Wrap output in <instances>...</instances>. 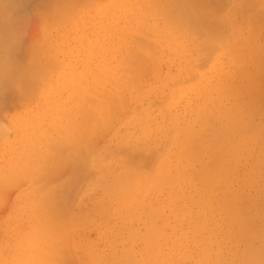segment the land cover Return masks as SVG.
Masks as SVG:
<instances>
[{"label":"rangeland","instance_id":"obj_1","mask_svg":"<svg viewBox=\"0 0 264 264\" xmlns=\"http://www.w3.org/2000/svg\"><path fill=\"white\" fill-rule=\"evenodd\" d=\"M15 1L11 5L16 3L18 10L13 11L14 5L10 12L15 14L9 15L14 23L21 20L20 33L16 24V34L8 32L7 42L0 43L1 51L11 43L16 46L5 54L13 65L10 74L31 71L37 93L58 86L65 92L61 102L66 108L74 101L68 102V88L85 97L73 130L40 122L22 131L21 122L31 120L27 111L37 116L45 109L51 117L44 120L56 118L61 126L69 125V113L54 116V104L39 98L13 104L15 86H1L0 264H179L186 257L189 264H209L202 260L205 246H216L222 235L209 229L194 235L197 230L190 226L196 221L195 209H173L166 192L149 187L154 159L162 164L170 160L168 168L176 180L196 178V172L203 171L206 179L201 181L218 201L235 194L232 215L238 224L232 225L236 231L228 238L232 242L239 235L235 252L243 264H264V0H237L236 5L232 0H201L203 6L215 2L221 7L211 10L215 17L209 12L206 18H198L201 9L193 13L184 1L186 16L174 31L181 37L172 42L164 26L168 21L138 9L141 1L149 6L146 0ZM218 16L222 28L219 22L211 23ZM231 50L238 58L244 54L241 72ZM120 55L124 62L114 76L101 79L99 73L110 72L106 63L113 65ZM84 73L91 88L79 85ZM107 108L110 116L105 118ZM87 121L96 129H88ZM143 132H150V138ZM5 140L10 142L4 149ZM224 143L238 150L235 157L224 156ZM164 150L167 157L161 159ZM23 153L43 158L26 171L31 157L17 162ZM178 159L187 166V176L173 165ZM71 165L79 167L84 178ZM166 169L162 166L157 176L163 177ZM193 178L190 183L198 184ZM163 182L156 181V187ZM43 193L50 195L49 214L39 203ZM221 217L226 218L224 213ZM214 218L207 213V221ZM41 227H47L48 234L40 236ZM228 238L224 249L212 251L211 264H228L226 257L235 256L234 250L229 255L225 251Z\"/></svg>","mask_w":264,"mask_h":264},{"label":"bare ground","instance_id":"obj_2","mask_svg":"<svg viewBox=\"0 0 264 264\" xmlns=\"http://www.w3.org/2000/svg\"><path fill=\"white\" fill-rule=\"evenodd\" d=\"M184 1H185V6H188L190 9H191V11L194 13L197 9H201V10H199V11H197V17L198 18H206V15H208L209 14V12H210V15H212V17H215V15H213L212 14V12H211V10L213 11V10H215V11H219V8H221V7H219V5H217V3H210V6H208L207 5V3L205 4V6H203L202 4H201V0H146V3L147 4H149V6H147L145 3H144V1H141V3H140V5L138 6L137 5V7H138V9H140V10H142V11H145L146 12V14L147 15H154V18L155 17H161V18H163L165 21H168L167 22V24H165L164 26H165V29L168 31V36L170 37V41L172 42L173 40H174V38L176 37H181V36H175V33H174V31H177V28L178 29H180V26L178 25V22L180 21V20H182V19H184L185 18V16H186V13L184 12ZM14 2H16L15 0H13V1H11V2H8V3H5V0H0V11H3V14H2V17H3V19H2V21H0V31H1V34H0V43H2V42H7V40H6V36H5V34H7L8 32L10 33V32H12L13 31V33H15L16 34V32H14V30H15V25L18 23V24H20V22H21V20L18 22H16V23H14L16 20L11 16V15H9L10 13L11 14H15L14 12H16V10H18V7L16 6V3L14 4L15 6H16V9H15V6L14 5H11L12 3H14ZM232 3L234 4V5H236L237 4V0H232ZM24 5V4H23ZM19 6V5H18ZM21 7H22V5H20ZM23 8V7H22ZM125 8H126V6H125ZM12 9H15V10H13L12 12H10V10H12ZM24 9V8H23ZM9 11V13H7ZM20 11V10H19ZM23 11V10H22ZM191 11H187V13H188V15L190 14V12ZM18 12V11H17ZM160 13V14H159ZM16 14H19V13H16ZM9 17H8V16ZM20 15V14H19ZM53 16L55 15V14H52ZM18 16V15H17ZM23 16V15H22ZM21 16V18H16L17 20H19V19H22L23 17ZM52 16V17H53ZM135 16V15H134ZM136 17V16H135ZM15 20V21H14ZM134 20V19H133ZM137 20V19H136ZM143 20V19H142ZM221 20H222V18L220 17V16H218V17H216V18H214L212 21H211V23H212V25L213 26H216V24L219 22V25H217V26H219L220 28H222V25H223V23H220L221 22ZM174 21H176V24L174 23ZM138 23V22H137ZM18 24L16 25V29H17V27H18V29H19V26H21V25H19L18 26ZM122 26H123V24H122ZM135 26V25H134ZM111 27V26H110ZM139 27H143V26H139ZM15 30V31H17V32H19L20 33V30ZM115 29V28H114ZM138 30V29H137ZM136 30V31H137ZM135 32V31H134ZM140 32V31H139ZM142 32V31H141ZM141 32H140V34H141ZM136 33V32H135ZM131 34V33H130ZM147 34V33H146ZM167 34V33H166ZM127 35V34H126ZM139 35V34H138ZM172 35H174V36H172ZM122 36H123V33H122ZM121 36V37H122ZM127 38H128V36H127ZM110 41V40H109ZM128 41V40H127ZM121 43H122V41H121ZM127 43V42H126ZM13 45H14V48H16V46H15V44H13V43H11L10 45H6V49H4L3 51H1L0 50V90H1V86L3 85V84H5V83H10V84H13L14 86H15V91L13 92V96H14V99H12V103L14 104H18V102L19 101H21L19 104L20 105H24V104H28V102H30V101H32V100H34V99H42L43 101H45V100H48V101H50L52 104H54V108L53 109H51L52 111H55L54 112V116H55V113H57V114H66V113H69L68 114V116H67V119H66V123H68L67 121L69 120V125L67 124V125H64V126H61V124H60V122L56 119V118H48L47 120H44L45 118H47V117H51V116H49V115H46V114H44L43 113V111H46L45 109H40V113L41 114H37V116H34V113L32 114V112L31 111H27V113L30 115V117H31V120H29V121H22L21 122V124L23 125V126H20L21 127V130L22 131H24V130H28V129H30V130H32L33 128H35V126H39V124H40V122H42L43 124L42 125H45V126H50V127H52V128H55V129H58V128H62V127H65V128H67V129H70V130H73V127H74V125H75V123H76V119L78 118L77 116H78V114H79V111H80V107H79V104H80V101H82L81 99L83 98V97H85V96H82L80 93H78V95L76 96L75 94H74V90H72V89H69L68 88V96H66V97H68V102L69 101H73V103H72V105H69V107L68 108H66L65 106L66 105H64L61 101H63V98H64V93L65 92H62V90L57 86V87H54L53 88V90L50 92V93H53V94H50V93H48V92H46V91H39L38 93L36 92V90L34 89V86L31 84V81L33 80V79H35V77H34V75L31 73V71L29 72H24L23 70V72H19V76H15V75H13V74H10V70H12L11 68L13 67V65H12V67L10 68V60H8V57H10V56H8V55H5V54H7V50L9 49V48H12L13 49ZM127 45V44H126ZM130 45V44H129ZM262 46V48L264 49V46L263 45H261ZM261 46L259 45V47H260V49H261ZM102 47V46H101ZM100 47V48H101ZM121 47H123V46H121ZM232 47H233V50H234V48H235V45L234 44H232ZM131 48V47H130ZM132 48H133V46H132ZM136 48V47H135ZM237 48V47H236ZM238 49V48H237ZM9 50H11V49H9ZM14 50V49H13ZM17 50V49H16ZM98 50V49H97ZM108 50V49H107ZM107 50H105V51H107ZM233 50H231V52H229L230 53V57L231 58H233V61H234V64L236 65V68L238 69V71H242L244 68H245V65H243L244 64V61H245V57H244V54L242 53L240 56H239V58H238V56H237V54H235V56H233ZM6 52V53H5ZM100 52V51H99ZM23 54V53H22ZM124 54H125V52H124ZM96 55H97V53H96ZM100 55V54H99ZM123 55V54H122ZM7 56V57H6ZM85 56V55H84ZM120 57V58H119ZM118 57V60L114 63V62H112V63H114L113 65H111L110 63H106V65L108 66V68H109V70H110V72L108 73V74H100L99 73V77L101 78V79H103L105 76L107 77V78H111V77H113L114 76V74H115V72H116V70L121 66V64L124 62V56L123 57H121V55ZM98 59H99V57H97ZM101 58V57H100ZM9 59H11V58H9ZM218 59L219 58H217L215 61L216 62H218ZM12 60V59H11ZM220 60V59H219ZM10 61V62H9ZM261 61H264V54H263V56H262V60ZM9 62V63H8ZM102 62H104V61H102ZM222 63V62H221ZM97 64V63H96ZM232 66H233V64H231ZM100 66V65H99ZM110 66V67H109ZM8 68H9V70H8ZM107 68V69H108ZM100 70V69H99ZM98 72V71H97ZM97 72H95L96 74H97ZM101 72H103L102 70H101ZM85 75L84 76H80L81 78H80V82H79V85L80 86H84V87H89L88 85L90 84L89 83V81H88V79H87V76H88V74L87 73H84ZM245 77H247V76H245ZM82 78H84V81L82 80ZM120 78H121V76H119V77H116V82H117V84H119L120 82L118 81V80H120ZM79 79V78H78ZM100 79V80H101ZM238 79V78H237ZM72 80L73 81H75L76 80V78L75 77H73L72 78ZM105 80V79H104ZM114 80V81H115ZM106 81V80H105ZM44 81L42 80V81H40V82H38V86H43L44 85ZM98 84V83H97ZM95 85V84H94ZM101 85V84H100ZM110 85V84H109ZM92 87V86H91ZM91 87H89V88H91ZM94 87V86H93ZM100 88H101V86H99ZM3 89V88H2ZM85 90V89H84ZM83 90V91H84ZM85 92V91H84ZM100 92V91H99ZM3 93V92H2ZM83 93V92H82ZM102 93V92H101ZM105 93V92H104ZM84 94V93H83ZM86 95H87V93H85ZM89 94V93H88ZM91 94V93H90ZM179 94V91L177 92V94H176V97H177V95ZM92 95V94H91ZM106 95H108V94H106ZM86 97H88V96H86ZM177 99V98H176ZM175 99V100H176ZM3 100V99H2ZM7 100V99H6ZM92 100V99H91ZM99 100V99H98ZM174 100V101H175ZM102 101V100H101ZM2 101H0V103H1ZM83 102H84V100H83ZM83 102H81V103H83ZM104 102H105V100H104ZM5 103V102H4ZM70 103V102H69ZM88 105V104H87ZM94 106H95V104H94ZM98 106V105H97ZM104 106V105H103ZM0 107H2L1 105H0ZM110 107V106H109ZM106 110H108L107 112H105V118H108L109 116H110V109H106ZM114 110V109H113ZM99 111V110H98ZM90 112V111H89ZM116 112V111H115ZM113 113H114V111H113ZM117 113L119 114V111H117ZM32 114V115H31ZM94 114V113H93ZM115 115H117L116 113H115ZM38 116H42L43 117V119H40V118H38ZM53 116V117H54ZM97 116V114L96 115H94V117H96ZM73 117H74V121L72 120L73 119ZM83 117H85V116H83ZM89 117V116H88ZM93 117V118H94ZM113 117H114V115H113ZM113 117H112V119L111 120H113ZM116 117V116H115ZM114 117V118H115ZM104 118V117H103ZM80 119V118H79ZM88 119H90V118H88ZM88 119H85V120H88ZM116 120V119H115ZM79 121H81V120H79ZM90 121V120H89ZM93 120H91V122H92ZM91 122H88L87 121V123H88V126L90 125L89 123H91ZM63 123V122H62ZM139 123H141V122H139ZM162 123L164 124V122L162 121ZM100 125H101V123H99ZM98 124V125H99ZM110 124H112V123H110ZM5 125V124H4ZM41 125V126H42ZM77 125V124H76ZM85 125V124H84ZM99 125V126H100ZM0 126H2V125H0ZM81 126H83L82 124H81ZM98 126V127H99ZM78 128H79V124H78V126H77ZM107 127H110V126H107ZM6 128V127H5ZM86 128V127H85ZM88 129L90 128V130H94V129H96V126H93V125H91V126H89V127H87ZM92 128V129H91ZM102 128H105V127H102ZM87 129V131H89ZM99 129V128H98ZM159 129L164 133V134H166L167 136H168V130H165V128L163 127V126H160L159 127ZM4 131V126H2V127H0V135L3 133V131ZM84 130V129H83ZM82 130V131H83ZM174 131H176L177 132V130L178 129H173ZM76 131V130H75ZM74 131V132H75ZM81 131V130H80ZM86 130H84V132H85ZM86 131V133H88ZM102 131V130H101ZM106 131V130H105ZM109 131V130H108ZM107 131V132H108ZM63 132V131H62ZM97 132V131H96ZM90 133V132H89ZM104 133H106V132H104ZM6 134V133H5ZM4 134V135H5ZM143 134H144V137L145 138H150V136H151V133L150 132H143ZM170 134V133H169ZM102 135H103V133H102ZM84 137H85V135H83ZM29 137H39V136H37V135H35V136H33V135H30ZM83 137V138H84ZM1 136H0V140H1ZM19 138V137H18ZM41 138V137H40ZM17 139V138H16ZM29 139H31V138H29ZM124 139H125V137H124ZM99 140V139H98ZM171 140V137L169 136V141ZM2 141V140H1ZM81 141V140H80ZM92 141V140H91ZM94 141H96V139L94 140ZM9 142L10 141H3V143H4V149H5V147L9 144ZM17 142V140H15V143ZM82 142H84V141H82ZM96 142H98V141H96ZM89 143V142H88ZM31 144H33V143H31ZM65 144V143H64ZM90 144H92V143H90ZM73 145H74V143H73ZM94 145V144H93ZM169 145V144H168ZM92 146V145H91ZM98 146V145H97ZM69 147V146H68ZM76 147V146H75ZM93 147V146H92ZM92 147H90L91 149H92ZM224 147L226 148V151L224 152V156H228V159H231L232 157H235V155L237 154V152H238V150H234L233 148H230V147H228V145L226 144V143H224ZM66 148V147H65ZM73 148V147H72ZM83 148V147H82ZM98 148H100V147H98ZM131 148V147H130ZM64 149V148H63ZM167 149V148H166ZM62 150V149H61ZM88 151H89V149H87ZM126 150V149H125ZM153 150V149H152ZM82 150H80V152H81ZM121 151V150H120ZM142 151V150H141ZM60 152V151H59ZM61 152H63V151H61ZM77 152V151H76ZM86 152V151H85ZM122 152L123 153H127V152H124L123 150H122ZM160 152V151H159ZM82 153H84L83 151H82ZM122 153V154H123ZM128 153H130V151L128 152ZM127 153V154H128ZM65 154V153H64ZM152 154V153H151ZM155 154V152H153V155ZM63 154H61V156H62ZM153 155H152V157H153ZM156 155V154H155ZM167 155V152H166V150H164V153H163V157H161V159L163 158V159H166V156ZM20 158L18 159V161L17 162H22L24 159H26V157H31L30 158V161L28 162L30 165H27V166H29L28 167V169L26 170V171H31L32 170V168H35L38 164H39V161L43 158V156L41 157H39L38 155H35V154H32V155H30V154H28V153H23V156L22 155H18ZM92 156H93V154H92ZM105 156V155H104ZM121 156V155H120ZM123 156V155H122ZM157 156V155H156ZM21 157L23 158V159H21ZM74 157V156H73ZM115 157V156H114ZM124 157V156H123ZM151 156L149 157L150 159H149V161H151L152 158ZM38 158H39V160H38ZM55 158V157H54ZM63 158V157H62ZM67 158V157H66ZM65 158V159H66ZM74 158H77V157H74ZM134 158H136V156H134ZM60 159H61V157H60ZM82 159V158H81ZM92 159V158H91ZM108 159V158H107ZM83 160V159H82ZM85 160V159H84ZM83 160V161H84ZM54 161V160H53ZM62 161V160H61ZM61 161H58V163L59 162H61ZM74 161H76V162H79V164H81V162H80V160H78V158L77 159H74ZM133 161H134V159H133ZM133 161H131V163H133ZM16 162V163H17ZM66 162V161H65ZM65 162H63V164L65 163ZM70 162V161H69ZM153 162H154V165H153V174L151 175V176H148V179L151 181L150 182V185H149V187H153L152 189L154 190V191H157V193H161V192H166L167 193V196H168V202H169V204L170 205H172V208L173 209H180L181 211H186V212H189L188 211V209H190V210H194L195 209V216H197V217H194L193 219H195L196 221H194V220H192V223H191V228H193V229H196L197 231L195 232V233H193L194 235L195 234H197V233H199V232H201V231H203V230H205V229H209V230H212V231H217V232H220V234L222 235L221 237H223L222 239L223 240H221V242H217L216 243V246H205V250H204V252H203V255H202V260H204V261H207V262H209V264H211V263H213L214 262V258H213V256H212V251L213 250H221V249H224V245H227V243L225 244L224 242L227 240V238L228 237H230L231 235H233L234 233H235V231L236 230H233V224H235V222L238 224V219H235L234 217H233V215H232V210L234 209V207H235V199H236V195L235 194H232L231 192H230V194H229V196H228V198H227V200H224L223 202H221V201H218L219 199H217V196H216V194H213L212 193V191H210V190H208V188L209 187H207V186H204L203 185V183H202V181L201 180H203V179H206V176L204 177L203 175H204V173H203V171H197L196 172V175H197V177L196 178H193V177H190V178H187V180H181V179H179V180H176V179H172V174H174V172H173V170H170V168H168L169 166H170V160H168V162L166 163V164H162L160 161L159 162H157L155 159L153 160ZM62 163V162H61ZM84 163H86V162H84ZM92 163V162H91ZM99 163V162H98ZM147 163H149V162H147ZM67 164V163H66ZM66 164H65V166H66ZM70 164V163H69ZM72 164V163H71ZM78 164V165H79ZM157 164V165H156ZM77 165V164H76ZM77 165V166H78ZM87 165V164H86ZM147 165V164H146ZM173 165L177 168V170H179L183 175H188V171H187V166L184 164V163H182V162H180V160L178 159V160H176L175 162H173ZM61 166H64V165H61ZM70 166V165H69ZM72 167V169H78L77 170V172L79 171V167H77V166H74V165H71ZM74 166V167H73ZM80 166V165H79ZM88 166V165H87ZM100 166V165H99ZM162 166H165L167 169H166V171L164 170V171H162L161 172V175L163 176V177H159V176H157V170H159ZM172 166V165H171ZM60 167V166H59ZM68 167V166H67ZM58 168V167H57ZM86 168V167H85ZM89 168V167H88ZM92 168V167H91ZM67 169V168H66ZM72 169H70V167H69V169L68 170H72ZM47 170V169H46ZM50 171V170H49ZM49 171H48V173H49ZM55 171V170H54ZM85 171H86V169H85ZM92 171V170H91ZM59 172V171H58ZM67 172H69V171H67ZM76 172V173H77ZM83 172V171H82ZM81 172V173H82ZM87 172H89V171H87ZM150 172V171H149ZM52 173V172H51ZM62 173H64V172H62ZM66 173V172H65ZM71 173H73V171L71 172ZM74 173H75V171H74ZM73 173V174H74ZM75 173V174H76ZM46 174V173H45ZM45 174H44V176H45ZM78 174H80L79 172L77 173V175ZM86 174V173H85ZM176 174L179 176V177H181L180 176V174L176 171ZM52 175V174H51ZM59 175H61V174H59ZM81 176L83 175V173L82 174H80ZM87 175V174H86ZM92 175V174H91ZM175 175V174H174ZM90 176V175H89ZM93 176V175H92ZM63 177V176H62ZM83 178H84V176H82ZM82 177H80L79 176V178H81L82 179ZM144 177H146V175L144 176ZM73 178H75V176L73 177ZM77 178V177H76ZM182 178V177H181ZM191 178H193V179H195V180H197L199 183L198 184H192V183H190V181L192 180ZM54 179V178H53ZM52 179V180H53ZM71 179V178H70ZM52 180H51V182H52ZM59 180V179H58ZM75 180V179H74ZM79 180V179H78ZM83 180V179H82ZM76 181H77V179H76ZM156 181H164L163 183H161V185H159V187H156ZM203 181H205V180H203ZM71 182L73 183L74 181H72L71 180ZM83 182H85V181H83ZM49 183H50V181H49ZM75 183V182H74ZM81 182H79V184H80ZM24 184V183H23ZM77 184H78V182H77ZM77 188V187H76ZM187 188V190L185 191V189ZM191 189V192L190 193H188L189 192V190ZM210 189V188H209ZM73 190V189H72ZM179 190H181V194L180 193H178L177 191H179ZM214 191H216L215 190V188L213 189ZM16 191V190H15ZM185 191V192H184ZM8 192V191H7ZM184 192V194H182ZM13 193V192H12ZM187 193V194H186ZM10 195V194H9ZM12 195V194H11ZM50 195H48V194H46V193H43L42 195H40V201H39V203L41 204V205H43L42 206V208L44 209V212L46 213V214H49L50 213V210H51V208H50V206H52L51 205V203H50V197H49ZM3 197V196H2ZM11 197V196H10ZM11 199V198H10ZM9 199V200H10ZM142 199V198H141ZM159 199V198H158ZM188 199H189V201H188ZM135 202H137L136 200H135ZM148 202V201H147ZM7 203H8V201H7ZM186 203H189L190 205H191V207H189ZM12 205V204H11ZM2 206V205H1ZM8 206H9V204H8ZM8 206H5V207H7V209H8ZM163 206V205H162ZM193 206V207H192ZM4 207V206H3ZM5 207H4V209H5ZM141 207V206H140ZM171 208V209H172ZM153 209V208H152ZM172 209V210H173ZM6 210V209H5ZM4 212V211H3ZM180 213V212H179ZM191 213V212H190ZM189 213V214H190ZM207 213H210L213 217H215L214 219H212V220H209V221H207V219H206V215H207ZM224 213V216H226V218L225 217H221L222 216V214ZM198 214V215H197ZM180 216V215H179ZM178 219H180V218H178ZM237 226V225H236ZM39 230H40V236H42V235H46V234H48L47 233V227H41V228H39ZM180 233V232H179ZM207 233V232H206ZM32 234V233H31ZM30 234V235H31ZM183 234H185V233H183ZM208 234V233H207ZM219 234V235H220ZM213 235V234H212ZM215 235V234H214ZM182 236V235H181ZM185 237V236H184ZM210 237V236H209ZM217 237V236H216ZM196 238V237H195ZM205 238V237H204ZM213 238V237H212ZM238 238H239V235L231 242L230 240H229V238H228V242H229V247H228V249H226L225 251H227V254L229 255V253H232L231 252V249L232 250H234V252H235V245L238 243ZM216 240V239H215ZM219 240V239H218ZM164 241V240H163ZM175 241H176V239H175ZM204 241V240H203ZM224 241V242H223ZM185 242H186V239H185ZM206 242V241H205ZM211 243V242H210ZM213 244V243H212ZM215 245V244H214ZM180 247H182V246H180ZM187 247V246H186ZM183 248V247H182ZM23 252V251H22ZM150 252V251H149ZM62 253V252H61ZM159 253V252H158ZM157 253V254H158ZM174 253V252H173ZM183 253H184V251H183ZM183 253H182V255H183ZM226 253V252H225ZM71 254H72V252H71ZM103 254V253H102ZM156 254V255H157ZM67 255V254H66ZM148 255V254H147ZM185 255H186V253H185ZM153 256V255H152ZM160 257V256H159ZM158 256H157V258H159ZM174 257V256H173ZM185 257V256H184ZM232 258H230V256H228V257H226V259L228 260V264H243V262L242 261H239L238 259H237V256H236V252H235V256H231ZM154 258H155V255H154ZM190 258V257H189ZM74 260H75V258H74ZM156 260V259H155ZM163 260V259H162ZM177 260V259H176ZM64 261V260H63ZM67 261V260H66ZM126 261H128L127 259H126ZM151 261V260H150ZM157 261V260H156ZM164 261V260H163ZM198 262H197V264H203L202 263V261L201 260H197ZM159 262V261H158ZM188 261H187V257L186 258H184V259H180V263L179 264H189V263H187ZM218 262H219V260H218ZM166 263V262H165ZM173 263V262H172ZM178 263V262H177ZM191 263V262H190ZM76 264V263H75ZM126 264H127V262H126ZM161 264H162V262H161Z\"/></svg>","mask_w":264,"mask_h":264}]
</instances>
